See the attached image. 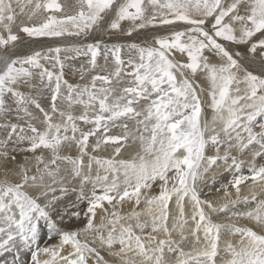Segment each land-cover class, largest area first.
I'll return each mask as SVG.
<instances>
[{
    "label": "snow or ice",
    "instance_id": "6c2138e0",
    "mask_svg": "<svg viewBox=\"0 0 264 264\" xmlns=\"http://www.w3.org/2000/svg\"><path fill=\"white\" fill-rule=\"evenodd\" d=\"M0 128V264H264V0H0Z\"/></svg>",
    "mask_w": 264,
    "mask_h": 264
},
{
    "label": "bare ground",
    "instance_id": "6f19581e",
    "mask_svg": "<svg viewBox=\"0 0 264 264\" xmlns=\"http://www.w3.org/2000/svg\"><path fill=\"white\" fill-rule=\"evenodd\" d=\"M21 19H26V18H21ZM18 23H19V19H18ZM128 26H129V23L127 21L123 22V27L125 29ZM16 30L17 29L14 28V31H16ZM164 33H165V29H163V28H151V27L150 28H147V29H142L139 32H134L133 35H132V37H127V36H125L123 34H120V33L109 34V33H106V32H103L102 31V32L98 33L95 36V39L102 40L101 54H104V51H105L104 45H107L110 48L114 44H123V45L127 46L130 43H140V44H143L146 41L150 43L151 42V37L153 35H160V34H164ZM21 35H23V34L21 33ZM24 40H25V42L20 46V49H19V52L21 54L29 53V52H31L34 49H37V50H39V49H47V47L54 45L53 41L50 40L49 38H28V37L25 36L24 37ZM93 42H94V40L91 39V38L89 40H87V41H83L82 39H73V38H69L68 40H62V41H60V43H62V44H73V45H80V46H83L84 43H93ZM67 55H69L71 57H75L74 59H69V60L66 61L67 66H68V64H70V65H73V64H76V65H84V67L88 66V63L87 62L90 59V56H86V55H83V54L77 55L74 52L73 53H68ZM122 55H123L124 59H127L128 58V55H127V47H125L124 52L122 53ZM63 56H64V54L62 53L61 54V58L62 59H63ZM86 57L89 58L88 60H86L87 62L85 61ZM100 58H101V62H102L101 65H103L104 64L103 56H100ZM65 68H66V66H65ZM80 68L81 67H79V69ZM69 70H70V68L65 71V75H66V72L69 71ZM253 70L256 71V72H259V70H260L259 69V66L258 65H253ZM77 71H78V69H77ZM73 72H75V71H73ZM79 74H80V72H79ZM73 75H75V73ZM66 76H69V75L67 74ZM66 79L68 81H71V79L70 78L68 79V77ZM86 79H88L87 76H86ZM72 80H74V79H72ZM74 82L76 84V81H74ZM74 82H73V84H74ZM84 82L85 81H83V82L81 81L80 83H84ZM43 98H45V97H43ZM46 98L48 99V97H46ZM40 99H42V97ZM45 99H42V100L45 101ZM45 103H46V101H45ZM77 111L79 112L80 109H77ZM208 115L209 116L211 115L210 110H208ZM114 131H117L118 132L119 130L117 129V130H114ZM256 131H259V129L257 128ZM3 138H5V137H3ZM133 151H135V146L133 148H130L128 150V152L124 153L125 158H130V156H131V154H132ZM75 154H76L75 151H73L72 152V155H75ZM109 154L110 153H106V152H101L100 153V155H102V156H108ZM21 158L22 157L20 155H18V158L17 159L20 160ZM216 171H219V169H217ZM211 175L212 174L210 173L209 176L207 177V179H208L209 182L211 181ZM2 176H3V171L0 170V179H3ZM223 177H220V179H223L224 181H226V177H229V176L227 174H225ZM9 179H14V177L10 176ZM201 187H204L203 184H201ZM216 187H219V185L218 184L214 185L213 186V189H215ZM241 187H242V193L241 194L242 195L248 194V188L245 187V186H241ZM230 191L233 193V196H234L235 195V190L234 189H230ZM204 192L205 193H208V189L206 187H204ZM73 197H74V195H73ZM204 198L211 199L213 201V203L216 204L217 206H219L220 204H222L224 202V198H223L222 191L220 193H216L213 190L212 193L206 195ZM83 207H84V205H83ZM83 207H81V208H83ZM239 207L240 208H243V205H241ZM125 210H127V209H125ZM213 219L214 220H218L220 222H223L225 220V216H224V214H220V216H218V217L214 215ZM236 222L238 224L240 223V225H245V226H249V227H255L250 221H246V220H243V219L237 220ZM45 230H46V228H45ZM46 233H42V236H45V239H46V235H45ZM236 240H238V237L233 238V242H235ZM43 243H44V241L42 240L41 241V245L42 246H43ZM101 254L104 255V257H105L106 260H109L110 262H112V264H116L115 258L109 256L106 252H103V251L101 252ZM22 258L25 261H28V262L30 261L28 256H23ZM29 264H30V262H29Z\"/></svg>",
    "mask_w": 264,
    "mask_h": 264
},
{
    "label": "rangeland",
    "instance_id": "374dc122",
    "mask_svg": "<svg viewBox=\"0 0 264 264\" xmlns=\"http://www.w3.org/2000/svg\"><path fill=\"white\" fill-rule=\"evenodd\" d=\"M53 46H55V45H53ZM104 54H100L99 56H98V63L99 64H101L102 62H101V58H100V56H103ZM89 58L88 57H86V59H85V61L86 60H88ZM87 62V61H86ZM85 63V62H84ZM65 66H66V68H65V71L66 70H68L69 68H70V70L69 71H67L66 72V75L68 74L69 76H66L65 78H67L68 77V79L70 78L71 79V81H69L70 83H73L74 81H76V83L78 82V83H80L82 80H80V74H79V67H81V65H76V64H73V65H70V64H68V66H67V64H66V61H65ZM73 69H72V68ZM87 67V66H86ZM75 68V69H74ZM77 69H78V71H77ZM72 73H71V72ZM73 71H75V72H73ZM75 73V75H73ZM72 74V75H71ZM79 74V75H78ZM74 76V77H73ZM73 77V78H72ZM72 79H74V80H72ZM83 82V81H82ZM74 84H75V82H74ZM48 94L46 93V94H44V96H42V99H45L46 97H48L47 96ZM43 97H45V98H43ZM41 98V97H40ZM41 99V101H42V103L44 104L45 103V101H46V103L44 104L46 107H47V105H48V103H49V99H45V101L44 100H42ZM1 130H0V140H3L4 138L3 137H6V129H4V128H0ZM5 131V132H4ZM17 158H18V156H17ZM2 178H4L3 176H2ZM224 178V177H223ZM225 179V178H224ZM228 179H230L229 177H226V181L225 182H227V180ZM73 195H74V197H73ZM73 198V199H72ZM75 199V194H70L67 198H66V200H65V203H68L69 201H71V200H74ZM80 207H83V205H80ZM240 224V223H239ZM41 228H42V233H46L47 232V227H46V225L44 224V222L42 221L41 222ZM65 227H67V226H72V227H75L76 225H75V223L74 222H69V224L68 225H64ZM45 228H46V230H45ZM44 230V231H43ZM46 231V232H45ZM24 256H27V255H24ZM11 257H9V259H10ZM30 262V261H29Z\"/></svg>",
    "mask_w": 264,
    "mask_h": 264
}]
</instances>
